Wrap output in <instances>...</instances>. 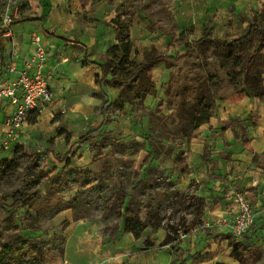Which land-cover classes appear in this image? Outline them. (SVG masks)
I'll return each instance as SVG.
<instances>
[{
  "label": "rangeland",
  "instance_id": "1",
  "mask_svg": "<svg viewBox=\"0 0 264 264\" xmlns=\"http://www.w3.org/2000/svg\"><path fill=\"white\" fill-rule=\"evenodd\" d=\"M185 2L0 0L2 83L15 76L13 67L20 69L16 65L18 54L12 28V23L20 20L38 18L42 25L46 24L45 33L34 30L32 40L33 34H40L41 40H48L50 36L47 34L63 35V32L77 28L86 36H92L93 40L96 39L98 53L95 59L106 66L109 80L128 76L132 70L131 61H140L151 46L171 55L168 61L155 64L149 71L150 84H154L155 89L145 98L140 96L136 80L127 87L122 86L121 81H105L100 68L85 92L66 87L52 90V101L26 118L20 131L21 138L0 149V152L8 151L0 158V245L13 243L19 234H23L27 240L37 242L41 249L40 259L31 258L22 264H67L71 245L80 249L79 256H76L80 261L78 264H178V259L183 257L188 258L185 264H264V232L260 230L264 222H258L253 202L244 192L233 193L236 207L231 208L228 215L208 225L202 221L186 233L195 209L191 197L196 194L198 186L190 176L186 155L188 142L198 134V129L195 130L194 123H191L198 97L207 94L215 115L218 103L239 90H252L255 80L244 77L230 63H224L212 53L205 55L196 47L187 51L184 46L186 42L199 38L206 25L213 26L215 34L222 37L242 34L248 26L243 16L248 19L263 10L264 4L253 12H243L231 19L216 16L205 19L206 22L203 21L198 28L188 21L190 16L183 14ZM119 13L124 21L121 33H129L132 42L129 59L121 50L110 52V48L119 43L118 23L114 22ZM261 25L264 27V22ZM68 38L73 40L70 36ZM44 44L52 51V56H62V51L53 43L45 41ZM257 79L264 83V74ZM55 87L53 85V89ZM103 99L108 103L105 110L108 121L92 139L81 142L82 134L103 123ZM36 114L40 115H37L39 124L30 130L29 134L33 132V135L29 138L25 126ZM241 123V120L230 119L222 126L240 128ZM6 130L5 121L0 136ZM62 130L65 133L59 135ZM245 134V128L241 126L236 134L237 140H242ZM94 144L98 146L94 147ZM50 150L67 155L71 164L59 162ZM35 155L39 156L33 158ZM5 158L9 164L4 162ZM13 158L14 163L11 162ZM54 165L60 170L52 173ZM69 167L103 174L94 186H84L93 180L91 178L80 185L73 179L69 188L59 189V195L73 203V208L61 210L53 207L58 200V195L52 192L53 178ZM118 182L123 185L125 195L123 212L128 207H137L143 220L157 213L159 227H147L136 239L131 232L123 231V219L117 211L104 217ZM24 184L30 191L27 204L10 207L12 198L21 193ZM242 202L249 203L254 220L242 237H236L229 232V225L240 215ZM45 207L49 208L47 215L35 221L33 216ZM169 227L176 240L163 244ZM204 234L215 235L216 243H221L217 247H211L212 244L198 246L199 238ZM76 235H79L77 239L74 238ZM228 238L249 242L252 252L244 253L240 260L229 246ZM146 239L154 240L155 246H146ZM208 247L218 251L216 261L196 263L194 258L187 256L196 252L205 254ZM89 251H92L90 256L87 255Z\"/></svg>",
  "mask_w": 264,
  "mask_h": 264
},
{
  "label": "crops",
  "instance_id": "2",
  "mask_svg": "<svg viewBox=\"0 0 264 264\" xmlns=\"http://www.w3.org/2000/svg\"><path fill=\"white\" fill-rule=\"evenodd\" d=\"M185 1L183 14L190 16L188 21L195 23L198 28L202 26L205 19L214 16L231 19L243 12H253L256 7L264 4V0ZM177 8L176 6V12ZM35 19L34 21L32 19L22 20L23 22L20 20L12 27L15 33L14 45L16 54H18L16 63L18 68L22 67L25 56L30 53L31 34L34 30L45 33L46 24L42 25L43 23L38 21V18ZM53 34L55 33L47 34L50 36L48 40L56 45L59 51H62V56L50 57V64L56 66L54 72L56 78L53 75L54 80L51 81L53 92L63 90L65 87L85 92L88 83L98 74V68L102 70V64L95 59L98 54L95 47L96 39L93 40L92 36H86L79 28L63 32V35L53 36ZM48 40L43 41L49 42ZM1 81L2 76H0ZM53 85L56 86L54 89ZM8 104L7 100L0 101V132L3 130L6 117L13 111V107ZM230 119L241 120V126L246 131L244 138H247L251 149L246 148L242 140L236 138L241 126L240 128L230 125L222 126ZM38 124L36 120L25 126V132L28 133L29 138L33 135V132L29 134L30 130L36 129ZM6 153H8L7 150L0 152V158L6 156ZM186 155L190 176L198 182L196 195L203 197L206 201L207 206L202 219L205 225L228 215L229 210L236 207L233 195L235 191L244 192L250 197L258 222H264V99L246 95L238 102L218 103L217 113L202 123L198 128V134L188 142ZM260 230L264 232V227ZM78 237L79 235H76L74 238ZM223 240L222 246L225 247ZM216 241L215 235L204 234L199 238L198 246L212 244L211 247H217L221 241L218 243ZM188 247L190 248V245ZM207 250L206 253L214 251L215 248L208 247ZM91 252L89 251L87 255L90 256ZM68 254L67 264L80 263L76 259V256L80 254V249L71 245Z\"/></svg>",
  "mask_w": 264,
  "mask_h": 264
},
{
  "label": "trees",
  "instance_id": "3",
  "mask_svg": "<svg viewBox=\"0 0 264 264\" xmlns=\"http://www.w3.org/2000/svg\"><path fill=\"white\" fill-rule=\"evenodd\" d=\"M244 17L245 16H243V20L248 21V26L242 34L231 37H222L215 34L214 28L206 25L204 26L202 35L199 38L186 42L184 46L187 51L191 50L193 47H196L205 55L212 53V55L216 56L224 63H230L234 68L237 69V71H240L244 77L255 80L254 88L246 92H248L249 95L253 97L264 99V83L258 81L257 79L258 77H261L262 74H264V27L261 25V22H264V8L260 12L253 14V16H249L248 19ZM32 20L34 21L36 19L33 18ZM114 22L118 23L117 40L119 43L112 46L110 48V52L121 50L123 56L129 59L132 52V42L129 33H121V24L124 22L121 19V13H119L117 18L114 19ZM15 23L16 22H13L12 25ZM53 36H55V34H53ZM255 44H257V46L252 49ZM170 57L171 55L157 50L155 46H151L144 52L140 61H137L136 59L131 61L132 70L128 76L124 77L123 79L113 77L109 80L107 79L106 66L102 65L103 78L105 81H121L122 86L125 87H127L132 81L136 80L138 82L140 96L145 98L151 93L152 90L155 89L154 84H150L151 78L148 75L149 71L155 64H158L162 61H168ZM246 92L245 90H239L224 100L229 102H238L244 98ZM107 106L108 103L103 99L101 104V111L104 115L103 123L97 128L82 134L80 136L81 142L92 139L98 132L101 131L104 123L108 121V116L105 115ZM213 113L214 110L211 100L208 98L207 94H201L198 97L197 110L191 116V123H194L195 125L194 129H198L202 123L208 121ZM37 115L39 114H36L34 117L30 118V123L36 122ZM63 133H65V130H62L59 135H63ZM242 143L246 148L251 149L246 137L242 139ZM93 146L97 147L98 145L94 144ZM50 152L59 162L65 161L68 166L71 164L70 159L67 158V155H61L54 152L53 150H50ZM38 156L39 155H35L33 158H37ZM255 158H257V155H255ZM15 161V158H13L11 162L14 163ZM0 162H2V160ZM4 162L9 164V160L7 158L4 159ZM59 170V166L54 165L51 172L55 173ZM102 174L103 173H98L93 170H78L74 167H69L64 172L58 173L53 178L54 186L52 192L58 195V200L53 207L61 210L73 208V203L71 201H66L62 196L59 195V189L69 188L71 180L75 179L77 181V185H80L85 179L91 178L93 180L85 183L84 186H94L101 179ZM29 197L30 191L24 184L21 188V193L18 196L16 195L12 198L9 206L18 207L19 205H26ZM191 199L195 202V209L193 212V218L187 225L186 233H189L193 228L202 223L201 217L204 215V211L207 206L205 199L201 196L193 194ZM124 200L125 195L123 185L118 182L116 183L113 194L105 209L104 217L108 216L113 211H117L119 216L123 219V231L131 232L136 239H139L142 236V232L146 230L147 227L160 226L159 216L157 213L150 214L147 220H143L137 207H128L125 212H123ZM48 209V207L42 209L40 208L39 212L33 216L34 220L38 222L42 217H45L47 215ZM74 219L76 220V218ZM169 228L167 229L166 237L162 242L163 244H169L176 240V238H173L170 232L171 228ZM144 243L148 247L155 246L154 240L146 239ZM0 246V264H22V262L28 261L31 258L40 259L41 249L38 243L27 240L23 234H19L17 240L13 243H1ZM229 246L233 248V252L238 258L240 257V260L244 258V253L252 252L251 246L247 241H234L229 239ZM217 254L218 251H214L205 254H187V256L194 258L196 263H203L214 260ZM186 259L188 258L183 257L182 259H178V264H185ZM216 264L222 263L217 262Z\"/></svg>",
  "mask_w": 264,
  "mask_h": 264
},
{
  "label": "built area",
  "instance_id": "4",
  "mask_svg": "<svg viewBox=\"0 0 264 264\" xmlns=\"http://www.w3.org/2000/svg\"><path fill=\"white\" fill-rule=\"evenodd\" d=\"M33 36L30 53L24 58L22 67L19 70L13 67L15 76L0 82V101L7 100L13 105V111L5 119L7 130L0 136V149L18 141L28 115L47 106L53 99L51 81L55 67L50 64L52 51L48 50L40 34ZM253 220L254 214L249 203L242 202L240 215L230 223L229 232L242 237Z\"/></svg>",
  "mask_w": 264,
  "mask_h": 264
}]
</instances>
